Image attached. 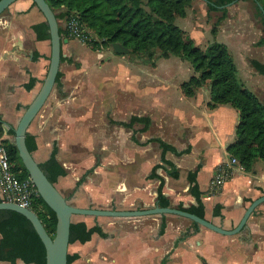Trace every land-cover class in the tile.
I'll return each mask as SVG.
<instances>
[{"label":"crops","instance_id":"crops-1","mask_svg":"<svg viewBox=\"0 0 264 264\" xmlns=\"http://www.w3.org/2000/svg\"><path fill=\"white\" fill-rule=\"evenodd\" d=\"M44 21L33 0H14L0 13V118L9 128L48 68L50 39L37 38L32 28ZM212 27L206 29L216 36L220 27L215 32ZM246 33L245 28L231 29L226 44L244 86L264 103V72L251 64V59L264 62L260 37ZM82 43L77 38L62 42L58 81L27 128L34 140L31 152L42 169L54 175L52 157L61 167L53 183L66 200L80 207L143 208L157 204L160 186L169 205L196 204L197 193L203 217L224 228L235 226L246 206L264 194L259 158L248 169L238 168L237 159L222 186L212 187L217 165L233 156L227 146L236 138L238 109L213 102L208 81L186 93L182 82L197 73L178 55L134 52L138 55L129 58L113 54L112 45L105 44L110 56L104 70L96 68L104 48L86 43L93 53ZM133 116L146 119L131 120ZM0 136L12 139L5 130ZM159 139L175 150H163ZM186 219L171 213H73L72 231L79 226L100 231L93 230L85 241L71 234L67 264H264V201L234 234L196 227ZM0 264L35 263L17 256L0 258Z\"/></svg>","mask_w":264,"mask_h":264},{"label":"trees","instance_id":"trees-1","mask_svg":"<svg viewBox=\"0 0 264 264\" xmlns=\"http://www.w3.org/2000/svg\"><path fill=\"white\" fill-rule=\"evenodd\" d=\"M55 12L58 20H63L70 12L76 13L86 29L96 36L95 44H111L121 42L136 53L151 52L154 47L161 48L159 55L175 54L188 58L193 64L195 73L182 82L183 89L190 94L193 89L206 81L210 85V95L213 102H228L238 109L239 119L236 125V138L227 146L228 151L248 169L255 159L264 162V103L259 97L246 88L237 74V67L227 45L222 41L213 40L205 47L194 44L193 39L184 35L182 28L175 23L176 16L186 14V5L189 0H46ZM232 0H207L209 10L221 9L222 16L227 13L226 6ZM256 12L260 15L264 33V0H251ZM33 4L35 2L33 1ZM36 5V4H35ZM261 5V7L259 6ZM63 25L59 23V32H63ZM37 38L49 37L46 20L42 26L32 25ZM215 32L216 28H212ZM264 43V34L260 37ZM232 57V58H231ZM64 57L61 53V60ZM251 64L259 71L264 72V62L251 59ZM58 71L55 82L58 81ZM30 83H27L29 86ZM143 116H133L131 120H143ZM146 119V118H145ZM3 120L0 118V135L3 134ZM130 124V122H123ZM147 122H145L146 125ZM14 126L7 134L13 136ZM2 140L18 167L19 176L28 177V172L18 156L16 146L11 138L2 137ZM26 144L30 151L34 147L31 135H26ZM163 150L175 147L160 140ZM161 159L170 163L163 154ZM54 175L62 172L54 159L51 158ZM53 182L54 175L45 172ZM155 175V174H153ZM196 187L192 186L191 191ZM197 196V203L180 208L204 216L203 203ZM2 197L0 196V200ZM157 204L169 205L168 199L162 194L159 186ZM33 209L38 214L47 232L53 236L56 217L54 210L37 193L33 197ZM218 211L215 209V212ZM197 227L196 222L193 221ZM97 226H79L73 231L72 238L80 241L87 240ZM100 231V230H99ZM0 258L14 260L20 256L25 261L35 264H45V249L32 222L21 212L11 208H0ZM69 260V256L67 255Z\"/></svg>","mask_w":264,"mask_h":264},{"label":"water","instance_id":"water-1","mask_svg":"<svg viewBox=\"0 0 264 264\" xmlns=\"http://www.w3.org/2000/svg\"><path fill=\"white\" fill-rule=\"evenodd\" d=\"M14 0H0V13L7 8ZM36 6L43 13L48 26L50 39L49 63L43 81L34 97L24 108L18 122L14 126L12 140L16 146L18 156L28 172V176L33 183L37 193L54 210L56 223L54 235L51 236L45 229L35 210L21 206L17 202L10 200H0V208H11L23 213L33 224L45 249V264H67L68 244L71 235V215L73 213L109 215V216H142L149 214L171 213L187 217L199 225L221 232L223 234H234L240 232L246 224V220L255 206L264 201V194L252 200L245 208L238 222L232 228H224L215 224L205 217L196 213L172 205L155 204L149 207L135 209L120 208H94L80 207L70 204L55 184L49 179L38 161L34 158L32 152L26 144L27 128L31 120L45 103L59 70L61 60V45L67 41L59 32V22L55 12L52 10L46 0H33ZM207 1V0H205ZM232 0L222 6L228 5ZM261 7V5H259ZM264 12V11H263ZM115 52H128L130 48L124 46L119 41L111 43ZM5 131H8L9 125L3 123Z\"/></svg>","mask_w":264,"mask_h":264},{"label":"rangeland","instance_id":"rangeland-1","mask_svg":"<svg viewBox=\"0 0 264 264\" xmlns=\"http://www.w3.org/2000/svg\"><path fill=\"white\" fill-rule=\"evenodd\" d=\"M227 8V13L224 17L218 20L222 16L221 9L209 10L207 8L206 2L204 0H189L186 5V17L176 16L175 23H177L183 30L184 35L193 39L194 44L199 45L200 47H205L208 43L216 39L217 41H225L224 43H231L229 35V31L232 29L234 31L243 30L244 28L249 32L246 33V36L251 38H256L258 40L259 37L263 36V26L261 23L260 15L257 14L254 4L251 0H235L234 2L225 5ZM66 18V17H65ZM64 20H58L61 24H64ZM228 24V25H227ZM232 26H230V25ZM227 25V26H225ZM213 26L212 28H219L216 36L212 34L210 29H206V27ZM92 38H96V36L91 31ZM216 37V38H215ZM49 38V37H48ZM79 40V39H78ZM82 41V40H81ZM80 45L83 49H88L93 53H96L94 50L90 49L87 44L91 43L93 46V41L88 42L87 40ZM81 43V42H80ZM87 43V44H86ZM95 43V42H94ZM90 45V44H89ZM100 45V46H98ZM227 45V44H226ZM262 47V59L264 60V43L260 44ZM91 46V45H90ZM104 48L102 50L105 51V56L100 63L96 65V68H102L104 70L105 67L108 68L109 64H105L104 61L110 56V53L106 51V45L104 43H98L93 46ZM228 47V45H227ZM154 52H161V48L154 47L152 49ZM228 50L231 53L230 47ZM89 52V51H88ZM113 54H122L128 56L129 58H134L136 53L133 51L126 53H116ZM156 54V53H155ZM232 55V53H231ZM233 57V55H232ZM231 57V58H232ZM234 60V58H232ZM183 63H187L188 66L191 67V71H194L193 64L188 58L183 59ZM192 71V72H193ZM195 72V71H194ZM13 137V136H11ZM189 221V219H186Z\"/></svg>","mask_w":264,"mask_h":264},{"label":"built area","instance_id":"built-area-1","mask_svg":"<svg viewBox=\"0 0 264 264\" xmlns=\"http://www.w3.org/2000/svg\"><path fill=\"white\" fill-rule=\"evenodd\" d=\"M63 26V32L60 33L62 37L77 38L88 42L93 41L91 31L81 22L79 16L76 13L70 12L67 14ZM91 46L92 44L89 43ZM237 162V158L230 156L229 161L226 163H219L217 169L212 178L213 189H219L224 181L230 177L233 165L231 163ZM238 168L244 169L245 167L239 164ZM20 168L17 162L10 157V154L0 136V189L1 197L3 200H10L17 202L21 206L33 209V197L37 194V191L28 177L19 176ZM34 210V209H33Z\"/></svg>","mask_w":264,"mask_h":264}]
</instances>
